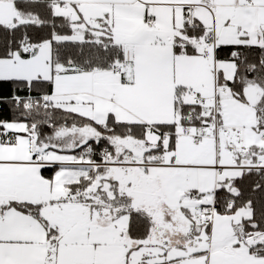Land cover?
<instances>
[{
	"label": "snow or ice",
	"instance_id": "1",
	"mask_svg": "<svg viewBox=\"0 0 264 264\" xmlns=\"http://www.w3.org/2000/svg\"><path fill=\"white\" fill-rule=\"evenodd\" d=\"M0 264H264V0H0Z\"/></svg>",
	"mask_w": 264,
	"mask_h": 264
}]
</instances>
